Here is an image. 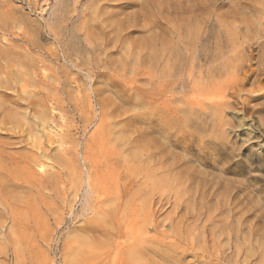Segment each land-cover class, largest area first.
Wrapping results in <instances>:
<instances>
[{
	"label": "rangeland",
	"instance_id": "1",
	"mask_svg": "<svg viewBox=\"0 0 264 264\" xmlns=\"http://www.w3.org/2000/svg\"><path fill=\"white\" fill-rule=\"evenodd\" d=\"M127 258L264 264V0H0V264Z\"/></svg>",
	"mask_w": 264,
	"mask_h": 264
},
{
	"label": "bare ground",
	"instance_id": "2",
	"mask_svg": "<svg viewBox=\"0 0 264 264\" xmlns=\"http://www.w3.org/2000/svg\"><path fill=\"white\" fill-rule=\"evenodd\" d=\"M4 84H5V83H2V85H4ZM5 86H6V85H5ZM210 99H211V98H210ZM214 108H215V107H214ZM217 110H218V108H217ZM217 110H216V111H217ZM216 111H215V112H216ZM40 168H41V167H40ZM120 248H121V247H120ZM117 249H118V248H117ZM121 250H122V248L120 249V251H121ZM117 253H118V252H117ZM132 256H133V255H132ZM128 257H129V256H128ZM133 257H134V256H133ZM129 258H130V257H129ZM129 258H127L128 261H129ZM136 258H137V257H136ZM130 260H131V258H130ZM134 261H135V257H134ZM129 262H130V261H129ZM136 262H137V260H136ZM136 262H135V263H136ZM117 263H118V262H117ZM117 263H116V264H117ZM120 264H123V263H120ZM127 264H131V262H130V263H127Z\"/></svg>",
	"mask_w": 264,
	"mask_h": 264
}]
</instances>
